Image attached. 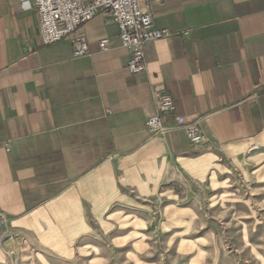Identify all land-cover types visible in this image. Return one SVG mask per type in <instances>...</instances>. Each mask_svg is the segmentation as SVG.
<instances>
[{"label":"crops","instance_id":"obj_1","mask_svg":"<svg viewBox=\"0 0 264 264\" xmlns=\"http://www.w3.org/2000/svg\"><path fill=\"white\" fill-rule=\"evenodd\" d=\"M140 3L179 34L147 43V69L133 73L105 13L44 45L33 3L0 0V241L59 242L60 225L139 210L179 179L245 172L256 157L245 152L264 150V0ZM80 34L89 54L77 57ZM160 90L203 142L173 115L165 136L148 129Z\"/></svg>","mask_w":264,"mask_h":264},{"label":"rangeland","instance_id":"obj_2","mask_svg":"<svg viewBox=\"0 0 264 264\" xmlns=\"http://www.w3.org/2000/svg\"><path fill=\"white\" fill-rule=\"evenodd\" d=\"M245 155V172L164 184L139 210L60 225L59 242L2 240L0 264H264V150Z\"/></svg>","mask_w":264,"mask_h":264},{"label":"built area","instance_id":"obj_3","mask_svg":"<svg viewBox=\"0 0 264 264\" xmlns=\"http://www.w3.org/2000/svg\"><path fill=\"white\" fill-rule=\"evenodd\" d=\"M31 1L40 19V37L42 44L57 43L71 35L76 29L93 19L99 13H105L116 21L120 28L122 44L130 49L131 59L128 69L133 73L147 69L144 46L152 41L167 38L179 32L169 28H159L153 23L150 5L142 6L141 0H22ZM185 36L188 31H184ZM74 55L89 54V45L82 34L73 39ZM102 50L109 49V38L99 42ZM157 112L148 117V129L156 135L165 136L169 131L166 116L173 115L172 128H182L192 143H201L205 136L197 123H186L182 116L176 115L173 97L165 90L156 93ZM259 149L253 145L251 151Z\"/></svg>","mask_w":264,"mask_h":264}]
</instances>
